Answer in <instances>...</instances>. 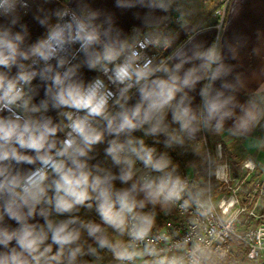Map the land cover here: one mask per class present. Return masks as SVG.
<instances>
[{"label": "clouds", "instance_id": "9594fccd", "mask_svg": "<svg viewBox=\"0 0 264 264\" xmlns=\"http://www.w3.org/2000/svg\"><path fill=\"white\" fill-rule=\"evenodd\" d=\"M171 4L172 0H117L116 6L139 19L138 9L144 15L168 14ZM18 7L27 4L0 0V17H11V23L17 24ZM57 16L63 20L69 12ZM97 17L96 12L87 18L72 13L67 21L50 26L47 35L26 51L20 48L21 33L0 27V68L18 69L14 75L0 72V224L7 218L18 225L0 227V245L6 249L0 252V264H75L78 257L95 256L96 248L85 252L79 245L81 229L119 264H222L229 251L221 247L226 238L246 242L254 238L247 259L259 264L264 259L259 256L264 253V223L242 236L235 227L241 223L235 196L215 200L210 186L182 178L167 154H158L132 133L163 134L165 147L171 148L183 146L182 133L194 137L198 124L220 133L225 121L235 117V127L248 123L249 128H242L248 132L264 118V97L244 107L224 91L213 90V82L231 71L215 44L190 57L167 39L161 42L151 35L141 39L138 26L114 31L111 23L107 28L95 23ZM160 50L167 55L154 64ZM176 59L180 62L169 67L167 61ZM193 59L201 63L181 76V68ZM22 60L31 63L25 65ZM37 78L46 84V98L33 103L34 97L25 89ZM204 79L208 83L199 93L198 116L185 104V89H194ZM221 87L233 86L222 83ZM133 89L138 99L129 106ZM237 106L241 115L234 111ZM113 107L119 110L113 112ZM50 109L55 110V118L47 114ZM168 112L171 122L179 125L178 133L170 132L165 123ZM106 134L113 137L104 152L117 166L115 173L99 164L89 165V154L105 143ZM137 161L148 170L145 174H137ZM256 167L252 158L242 163V170L249 174ZM226 168L217 165L210 175L221 181ZM115 181L129 186L116 187ZM149 205L159 206L165 216L173 208L182 217L187 215L188 235L173 243L177 233L168 231L170 223L154 234L156 214L145 211ZM93 206L100 223H85L74 215ZM45 207L58 215L70 214L69 218L54 223ZM37 215L44 217V225L29 223ZM108 228L128 240L110 239ZM53 245L58 246L55 253Z\"/></svg>", "mask_w": 264, "mask_h": 264}, {"label": "crops", "instance_id": "0c3cea01", "mask_svg": "<svg viewBox=\"0 0 264 264\" xmlns=\"http://www.w3.org/2000/svg\"><path fill=\"white\" fill-rule=\"evenodd\" d=\"M202 1L172 0V6H175V2H177L185 17V21L179 23L178 27L172 30L169 28L170 24L167 23V14L144 15L143 10L138 9L137 11H140L141 15L137 19L131 11L118 8L116 6L117 0H23L27 7L17 8L15 14L18 17L17 24L13 25L11 23V17L7 19L0 17V27H9L13 33H21L23 42L20 44V48L24 51L30 49L38 40L43 39L47 35L50 26L67 21L72 13L87 18L92 12H96L98 17L94 22L103 24L105 28L111 23L114 31L124 29L127 32L132 26H138L139 33L148 30L152 35H156L163 40L172 41L174 47L178 44L181 50L190 57L196 51H204L211 47L215 41V45L222 56V63L225 68L231 69V71L213 82V90L224 91L225 96L231 95L235 98L237 105L248 107L249 101H258L260 97H264V0H225L221 21L220 19L216 21L213 18L214 12L202 13V7L199 4ZM121 2L129 3L135 2V0H121ZM65 10H68L69 16H65L63 20H60L57 13ZM109 17H111V21H109ZM219 22L218 28L217 24ZM80 59H82V56ZM20 62L25 65L31 63V61L23 60ZM71 62L75 63L76 61ZM179 62V59L167 61L169 67ZM200 63L201 61L195 59L185 63L179 74L182 76L188 68L198 67ZM213 67H216V65ZM17 71L16 67L11 70L0 68V72L9 75H14ZM86 75L91 77L92 73L87 72ZM204 81L205 79L198 81L194 89H185L187 93L185 104L190 106L198 116L201 111V96L199 93L203 88ZM222 83H227L233 87L223 89L221 87ZM45 87V82L37 78L25 90L34 97L33 103H39L46 98L44 95ZM131 95L133 100L129 101V106L138 99L135 89L131 92ZM179 96L180 94L177 96L178 100ZM261 107H264V105ZM118 110L116 107L112 108L113 112ZM234 111L237 115L242 114L239 106ZM47 114L56 117L55 110L50 109ZM197 127L199 131L195 133L193 138L201 141L204 135L206 142L209 144L220 142L226 149L224 156L230 154L234 159H237L240 155H245L254 159L258 165L264 164V118L260 120L259 125L250 127L248 132L242 131V128H249L248 123H245L242 128L235 127V117L225 121L224 129L220 133L203 127L204 134H202L201 124H198ZM229 129H232V131L230 132ZM132 137L143 139L142 131L132 133ZM112 138L106 134L105 143L96 146L94 151L89 154L92 157L89 160L90 166L100 163L108 157L105 155L104 149L107 147V140ZM120 139L123 140L124 136L122 135ZM181 173L183 176L192 177L196 181L193 168L189 174L185 167H182ZM262 207H264V201L257 207L259 212ZM45 211L49 215L53 212L48 207H45ZM42 220H44V217L37 215L35 221L29 220V223H39ZM92 221L100 223L97 219H92ZM4 226L18 227L15 221H9L7 218L3 224H0V227ZM111 231L106 229L109 238L112 240L118 239ZM120 238L122 241L125 240L124 236ZM90 247L96 248L97 253L99 252L100 248L92 237L88 239V248ZM3 251H6V249L3 245H0V252ZM97 253L94 257L101 264H110L116 261L110 251L105 259L99 257Z\"/></svg>", "mask_w": 264, "mask_h": 264}, {"label": "built area", "instance_id": "2783aa9c", "mask_svg": "<svg viewBox=\"0 0 264 264\" xmlns=\"http://www.w3.org/2000/svg\"><path fill=\"white\" fill-rule=\"evenodd\" d=\"M224 7L220 12V21L223 17ZM179 18V17H178ZM175 18V21H181V19ZM220 22L217 24L219 28ZM146 35H151L155 38H159L156 35L152 34H143L139 37L142 39ZM161 42L163 39L159 38ZM215 44V43H214ZM167 54L162 50L157 51L155 55V59L153 63H158L160 60L164 59ZM207 79L204 81V85L207 84ZM203 85V86H204ZM134 90V89H133ZM132 90V91H133ZM111 105V101H110ZM202 109V97L200 100V110ZM201 132H203V125L201 124ZM201 142L206 144L205 137L203 135ZM212 153L217 160H222L224 158L222 147L220 143H216L212 146ZM249 158H245L240 162V169L242 170V163ZM218 165H227L226 163H220ZM136 169L139 171V175L145 174L148 170L143 168V165L140 164L139 161L136 162ZM215 166L214 170L216 169ZM243 173L240 177H232V175L228 171V167L222 170V175L224 177L223 180L217 181L218 187L216 190L212 191L211 194L214 198L215 193H220L219 197L216 199L219 201L220 199L230 198L235 196L239 200V204L237 207L241 209L240 212V221L241 223L235 225V227L240 230L242 236L246 235L249 230L255 231V227L258 224L264 223V213L259 212L257 207L258 205L264 201V172L258 173L259 169L256 167V170L251 174L248 173L247 170H242ZM187 177L189 182H196L192 177ZM182 177V178H184ZM215 178V176H214ZM216 179V178H215ZM163 224L161 227H166L169 223L172 225L171 229H168L170 233H177L176 236L173 237V243L177 240H181L183 237L187 236L189 233V226L187 224V215L181 216L179 211L176 208L172 209L170 215L165 216L162 212ZM160 227V228H161ZM159 229V228H158ZM157 230V229H156ZM156 230H153L154 234ZM128 237L125 235V240L127 241ZM255 243V239L253 238L251 242H246L243 239L235 240L234 238H226L223 245L221 247H227L229 249L227 254V259L222 262V264H233V262H238V264H251L253 261H249L247 259V253L251 251V244ZM160 247H165L163 243L159 245ZM218 245L213 244L212 247L216 248ZM142 247V245H141ZM105 250L109 251L105 248ZM260 257H264V253H259ZM264 259H260L259 262ZM113 264H119L118 261H115ZM139 264V261L136 262Z\"/></svg>", "mask_w": 264, "mask_h": 264}, {"label": "trees", "instance_id": "16d2710c", "mask_svg": "<svg viewBox=\"0 0 264 264\" xmlns=\"http://www.w3.org/2000/svg\"><path fill=\"white\" fill-rule=\"evenodd\" d=\"M150 33H151L150 31L144 30V31H141L139 33V36L143 35V34H150ZM165 123L169 125V131L170 132L173 130H175L177 133L179 132V125L171 122V112L167 113ZM145 128H147V126H145ZM181 135H183V137H184L183 146L173 145L171 148H169V147H165L164 141H165L166 137L163 134H157L155 136H151V135H144V132L142 131V136H143V139L145 141V144L150 146V147L154 146L156 148L158 154H167L171 158L172 164L176 166L177 171H181L182 167H180V166L182 164L186 165V164H184L185 159L188 158L192 153L197 151L199 145H201L200 139L193 138V137L190 138L187 133H182ZM225 156L230 161L231 168L234 169L236 167V164L232 160L233 156L230 154H227ZM215 163H216V161L212 157H209V164H210L211 169L214 167ZM97 164H99L102 168H106V169L111 170L114 173L118 172L117 166H115L112 163L110 157H107L105 160H103L102 162L97 163ZM114 183H115L116 187H128L129 186V185H121L119 181H115ZM212 184L214 187V186H217L218 183L216 180H214L212 178ZM145 211H154L155 212V214H156V228H154V230L160 228L163 224L162 211H161L160 207L157 206L155 209H153L152 206L149 205L148 207L145 208ZM69 215L70 214L58 215L53 211L48 216V219H51L55 223V222H59L60 220L68 219ZM74 215H76L79 218V220L84 221L85 223H87L89 220L92 221V219H97L98 221H100V218L95 211V206H93V209H91V210L81 208L79 210V212L74 213ZM44 223H45V220H42L41 222H39V225L42 226V225H44ZM88 239H89V236L87 234V231L84 229H81V237H80V240L78 241V243L84 249L85 252H87V250L89 249L88 248ZM46 243H50V240L47 241ZM52 247H53V253H55L57 251L58 246L53 245ZM66 255H67V252L65 253V256ZM97 255L99 257H101L102 259H105V257H107L109 255V251H107L105 249H99V252L97 253ZM75 264H101V263L97 262L96 258L93 255H84L82 257H78ZM110 264H113V263H110ZM251 264H253V263H251Z\"/></svg>", "mask_w": 264, "mask_h": 264}, {"label": "rangeland", "instance_id": "374dc122", "mask_svg": "<svg viewBox=\"0 0 264 264\" xmlns=\"http://www.w3.org/2000/svg\"><path fill=\"white\" fill-rule=\"evenodd\" d=\"M186 3V2H185ZM184 3V4H185ZM225 0H216V1H207V0H203L202 2H200V6L202 7V13H206V12H214V19L216 21H219L220 19V12L222 11V8L225 6ZM172 6V4H171ZM170 15H171V19H170ZM181 19V21H175V18ZM185 21V17L182 13V9L179 7V4L177 2H175V6L171 7L170 13L167 14V23L170 24V30L177 28L179 23H183ZM216 39V38H215ZM215 43V41H214ZM220 143V142H217ZM201 145H199L197 151H195L194 153H192L188 158L185 159L184 164L186 165H181L180 167H185L186 171L189 172V174L192 171L193 168V172H194V178L196 179V183L200 186V187H206V186H210L211 190L214 191L217 189V186L213 187L212 184V178L214 180H216L214 178V175H210L211 172L214 171V168L216 165L220 164V163H226L227 167H228V171L229 173L232 175V177H240L243 173V171L240 169V162L245 159V158H251L249 156H245V155H240L237 159H234L233 157V161L236 164V167L234 169L231 168V163L230 161L227 159L226 156H224V158L222 160H217L213 153H212V146L214 144H209L206 142V144H204L203 142H200ZM216 144V143H215ZM221 147H222V152L224 155L225 152V147L220 143ZM227 152V151H226ZM209 157H212L216 163L214 165V167L211 169L210 168V164H209ZM257 165V168L259 169L258 173L260 172H264V164L261 165ZM137 170V169H136ZM177 173L179 175H181V177H184L181 173V171H177ZM137 174L139 175V171L137 170ZM217 181V180H216ZM218 183V182H217ZM214 199L216 200L220 193H215L214 194ZM260 212L264 213V207H262L260 209ZM109 230H112L110 228H108ZM113 232V231H111ZM116 236L117 234L114 233ZM121 236H117L118 239ZM125 237V236H124ZM254 264V262H253Z\"/></svg>", "mask_w": 264, "mask_h": 264}, {"label": "water", "instance_id": "95a60500", "mask_svg": "<svg viewBox=\"0 0 264 264\" xmlns=\"http://www.w3.org/2000/svg\"><path fill=\"white\" fill-rule=\"evenodd\" d=\"M165 2H167V0H165ZM170 19H171V15H170ZM259 264H264V260H261V261L259 262Z\"/></svg>", "mask_w": 264, "mask_h": 264}]
</instances>
